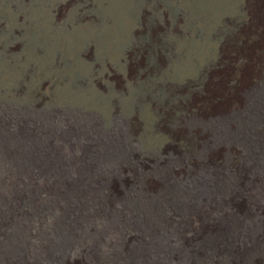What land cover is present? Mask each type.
I'll list each match as a JSON object with an SVG mask.
<instances>
[{
    "label": "rangeland",
    "instance_id": "374dc122",
    "mask_svg": "<svg viewBox=\"0 0 264 264\" xmlns=\"http://www.w3.org/2000/svg\"><path fill=\"white\" fill-rule=\"evenodd\" d=\"M0 264H264V0H0Z\"/></svg>",
    "mask_w": 264,
    "mask_h": 264
}]
</instances>
